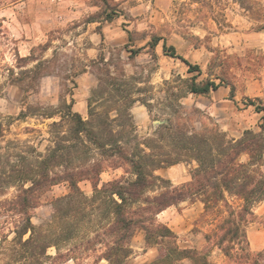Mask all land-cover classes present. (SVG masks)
Masks as SVG:
<instances>
[{
  "label": "rangeland",
  "instance_id": "374dc122",
  "mask_svg": "<svg viewBox=\"0 0 264 264\" xmlns=\"http://www.w3.org/2000/svg\"><path fill=\"white\" fill-rule=\"evenodd\" d=\"M256 9L261 11L258 18L263 21L249 16V10ZM106 14L113 19L105 20ZM258 24L264 26V0H244V5L237 0H0V123L4 134L0 144L21 142L45 152L49 124L57 117L44 118L40 113L56 108L64 98L69 101L70 90L73 110L86 119L87 99L101 74L91 60L100 53L106 59L111 58L114 74L124 68L126 75L139 81L137 86L142 88L139 94L149 100L152 110L137 101L131 113L139 136H152L157 126L155 119L165 118L168 105L175 104L172 92L183 88L178 77L190 76L187 65L166 53L164 45L167 49L174 47L177 55L198 64L199 80L208 77L211 65L213 72L225 68L229 81L235 85L233 97L229 86L222 84L209 95L185 94L180 99L185 112L193 113L190 121L196 129L216 126L229 138H238L246 129L258 131L262 112H257L256 107H264V28L256 29ZM152 37L160 38L153 48L156 57L149 52ZM46 44L47 49L40 48ZM136 48H141V52L131 56V50ZM30 55L35 60L26 58ZM38 58L50 61L31 87L12 80L10 69L17 75L36 64ZM70 73L73 75L67 80ZM164 80L171 81V85ZM24 87L29 89L28 102L36 115L18 118ZM194 108L197 111L193 112ZM15 152L13 147L0 149L3 157L10 154V160ZM195 165V161L178 162L159 168L156 174L178 186L190 180ZM121 176L131 177L123 167H107L100 173L98 187ZM78 184L87 199L77 201L75 217L64 206L62 212L67 215L63 213L60 222L55 218V199L70 191L66 182L44 191L39 205L31 210V221L36 226L42 225L45 233L48 229L52 232L60 227L68 229V237L59 239L57 247L47 248L41 257L43 264L50 263L46 255L65 254L93 237L100 224L109 222L94 207L100 196L93 198L91 182L82 180ZM17 190V186L0 189V264H33L31 258L19 257L23 249L15 233L19 215L10 203ZM254 212L256 217L246 227V234L251 250L258 252L264 249V200L254 207ZM157 220L174 231L181 247L204 248V233L210 224L198 199L163 209ZM131 246L133 253L125 264H145L157 255L156 247L145 246L142 232L134 234ZM90 248H80L74 254L76 259L65 256L58 264H106L99 257L103 245ZM209 260L213 264H226L216 247L209 253Z\"/></svg>",
  "mask_w": 264,
  "mask_h": 264
},
{
  "label": "trees",
  "instance_id": "16d2710c",
  "mask_svg": "<svg viewBox=\"0 0 264 264\" xmlns=\"http://www.w3.org/2000/svg\"><path fill=\"white\" fill-rule=\"evenodd\" d=\"M237 1L244 5V0ZM260 14L257 9L249 10L254 20L263 21L258 18ZM105 17V20L113 19L111 14ZM255 28L261 30L264 26L258 24ZM159 39L152 37L149 43L153 57H156L153 48ZM40 48L45 50L48 45ZM164 51L180 58L190 76L178 77L183 88L172 92L175 104L168 105L165 118L155 119L159 122L152 136H139L131 113L137 101L152 110L149 100L139 94L142 90L137 86L139 81L126 75L124 68L114 74L111 58L106 59L100 53L91 60L101 74L97 87L87 99L86 119L73 110L70 90L69 101L64 98L56 108L40 113L44 118L57 117L49 124L45 152L21 142L0 144V149H16L13 160L8 157L10 154L3 157L0 153V189L18 187L10 203L19 215L15 233L23 248L19 251L21 259L31 258L33 264H43L41 257L47 248L56 246L59 239L67 236L66 228L60 227L54 232L48 229L45 233L42 225L36 226L31 221V210L39 205L40 195L60 182L68 184L70 191L55 199L54 214L60 222L63 213L67 215L62 212L64 206L76 216L75 204L87 199L78 183L88 180L95 193L93 198L100 196L94 207L100 211L101 218H109V222L104 226L98 223L99 229L94 230L93 237L65 254L46 255L49 264H58L65 256L74 260L80 248L91 249L90 246L99 244L104 247L99 257L105 259L106 264H125L133 253L131 240L136 232H142L146 247L157 250V255L145 264H213L209 253L214 247L222 253L226 264H264V249L253 252L246 234V227L256 217L254 207L264 200V107H256L257 112H262L259 130L246 129L238 138L227 137L216 126L196 129L190 121L193 113L185 112L180 99L185 94L209 95L222 84L229 86L233 97L235 85L229 81L225 68L213 72L211 65L208 77L199 80L198 64L177 55L172 46L167 49L164 45ZM140 52L141 48L133 49L131 56ZM26 58L35 60L31 55ZM36 60L31 68L22 69L17 75L10 69L12 80L31 87L50 61L47 58ZM71 75H67V80ZM164 83L171 85L169 80ZM27 88L23 90V107L18 118L36 115L28 102ZM248 101L253 102L250 98ZM3 136L0 123V137ZM189 161L196 163L190 180L178 186L156 174L164 166ZM107 167H123L131 177L114 178L98 187L100 173ZM154 190L159 191L150 194ZM195 199L203 204L204 216L210 224V229L204 233L202 249L181 247L174 231L157 220V214L163 209ZM26 234L27 238L23 239Z\"/></svg>",
  "mask_w": 264,
  "mask_h": 264
},
{
  "label": "water",
  "instance_id": "95a60500",
  "mask_svg": "<svg viewBox=\"0 0 264 264\" xmlns=\"http://www.w3.org/2000/svg\"><path fill=\"white\" fill-rule=\"evenodd\" d=\"M159 121L158 120H155V123H158Z\"/></svg>",
  "mask_w": 264,
  "mask_h": 264
}]
</instances>
